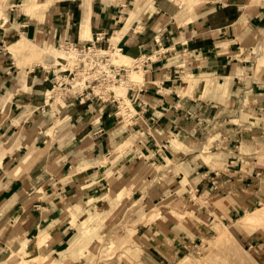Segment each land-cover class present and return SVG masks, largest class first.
Here are the masks:
<instances>
[{
	"label": "crops",
	"instance_id": "0c3cea01",
	"mask_svg": "<svg viewBox=\"0 0 264 264\" xmlns=\"http://www.w3.org/2000/svg\"><path fill=\"white\" fill-rule=\"evenodd\" d=\"M98 32L144 60L140 86L116 97L130 116L119 121L115 101L68 94L61 112L71 119L49 136L58 67L17 64L7 48ZM262 41L264 0H0V260L28 247L55 258L75 238L76 247L72 217L81 224L98 208L82 234L113 214L123 234L164 255L264 204V58L251 62ZM134 120L141 127L129 133ZM200 130L215 136L211 156ZM156 205L180 218L155 215Z\"/></svg>",
	"mask_w": 264,
	"mask_h": 264
},
{
	"label": "rangeland",
	"instance_id": "374dc122",
	"mask_svg": "<svg viewBox=\"0 0 264 264\" xmlns=\"http://www.w3.org/2000/svg\"><path fill=\"white\" fill-rule=\"evenodd\" d=\"M24 38H21L7 50L12 54L13 58L15 59V62L17 64L20 63H30L31 65L35 64H41L45 68H50L55 66L57 63V57L65 58L67 59V62L70 64V68H72L74 61H71V59L64 53H60L58 45H49V46H42L44 49L47 48V52H44L43 50L39 49L40 47L34 44L30 41V43L34 44L35 46L32 51L35 52V56L29 59V55L27 54V50H23L24 48H20V43ZM108 43H111L113 45H116L115 42L112 43L108 41L105 45H99L102 49H105L108 47ZM110 44V46H111ZM253 48V53L255 55L252 59V65L254 63V60H256L257 56H263L264 58V42L262 41L261 44H256ZM30 50V49H29ZM60 53V54H58ZM123 53V52H121ZM13 54L15 55H22L23 61L19 62V59H17ZM40 54V55H38ZM44 54V55H43ZM109 54V53H108ZM25 55V56H24ZM43 55V56H42ZM110 55V54H109ZM42 56V63H40L39 59ZM111 57V55H110ZM52 59V62L50 60ZM120 55H117V63L116 64H131L136 60V58L128 60H120ZM44 59H46L44 61ZM131 60V61H129ZM138 61V60H136ZM137 69L133 72L131 77H128L129 81H132L128 83V86L136 85V83H141L143 81V71L141 68V64L137 63ZM264 67V66H262ZM65 68V67H62ZM58 70L56 69V72ZM76 71V70H74ZM129 73V72H128ZM82 75V74H81ZM73 77V73L66 78V80L70 81ZM75 78L71 80V84H75L80 79L83 78ZM138 77V78H137ZM57 79H59L57 75ZM55 79H53L52 82H50V89L49 92H46L47 100L50 96L54 97V101L51 103V110H49V116L53 118V122L51 123V128L48 129L49 136H52L55 132V129L58 125L65 124L69 122L71 119L70 115H66L64 112H61V110L66 106V102H63L61 95V90L58 86H55L53 91H50L52 88L53 83ZM138 80V82H137ZM123 83V82H122ZM120 82L114 83L113 85L108 86V91H111L114 93V96L116 98L115 92L121 87L125 86L126 83L122 84ZM138 85L140 86V84ZM129 87L126 88V90ZM76 88H73L71 90L64 89L65 93L72 94V92ZM96 92L100 91V89L97 87L93 88ZM108 95V94H107ZM119 98V97H117ZM116 98L115 104L119 106V113L123 116L118 114L116 118L121 121L128 117L127 112L125 111V108L121 105L122 101L118 100ZM96 100L98 102H101L97 99H91L88 101ZM61 104L63 107H60ZM121 108H123L121 110ZM131 108V107H128ZM127 109V108H126ZM124 113V115H123ZM47 114V113H46ZM94 111L92 113V116H94ZM126 114V115H125ZM126 116V117H125ZM98 118V115L93 118V121ZM101 118V117H100ZM132 121V120H131ZM129 121L126 125V129L129 133H134L138 128L141 126H138L135 122ZM36 122V121H34ZM33 122V124H34ZM121 124L124 126V123L121 122ZM37 125V124H36ZM142 133L143 130H140ZM199 137H204L206 135L205 130L198 131ZM212 135H206V140H204L202 143L204 145L203 150L205 153L204 155L211 156L209 154L210 152L214 151L215 149L211 147V144H213L212 141H214L215 136L211 137ZM128 142H124L120 149H126L131 146V142L127 140ZM214 145V144H213ZM163 148L167 149V145L163 144ZM207 151V152H206ZM192 198L194 199V202H198L195 194L192 192ZM107 198V197H106ZM130 204H127L129 206ZM163 205V204H162ZM161 205V206H162ZM158 205L154 207V210L152 213L155 215H161L163 211H167L166 214L169 216H172L173 218H180V214L177 213V211L170 207L165 206L161 208ZM125 207V206H124ZM135 206L131 207L130 210L134 209ZM130 210L127 211V215H130ZM90 211V213H89ZM86 214L88 215L87 218L81 219V224L79 221H77L76 217H72V225L79 231V237H81V244L77 242V246L73 247L71 246L75 240H71L70 242H67L65 245H69L68 249H65L63 252H59L58 254H55L54 256L48 253L47 250L44 251V255L39 254V257L37 259H34L31 257V252L29 247L27 248V252H24L22 250L18 252H10L9 257L8 253L2 255V261L1 264H24L26 262L27 264H264V204L261 206H256L251 209L246 210V212L241 213L239 217L232 220L231 222H224L213 224L212 230L207 232L204 236L193 239L187 243H181L179 244V247L175 253L172 254V252H167V254H160L154 249H147L148 243L145 241V239H137L134 235H132V232L130 230L127 231V233H122L121 228L124 225V221H119L118 219L112 218L115 215L110 214L107 218L103 220H98L90 222V226H93L95 223L97 227L91 229L87 234H82V225H84V222L89 220L90 217H95L96 215L102 214V209H94V211L89 210ZM253 211V212H249ZM248 215V219L251 218L254 219L253 221L246 223V225H243L241 222V219L243 216ZM125 216V215H124ZM185 216H189L185 214ZM242 216V217H241ZM128 217V216H127ZM241 217V218H240ZM115 219V220H114ZM124 220V219H123ZM131 219L128 218V221ZM80 224V225H78ZM220 229H226L229 231L233 236H230L229 242L226 244H221L220 239L217 238V233L220 231ZM77 237V238H79ZM42 245H45V239L42 240ZM38 242V241H37ZM34 241V246H35ZM69 243V244H68ZM70 247V248H69ZM84 247V248H83ZM79 248V249H78ZM39 253V252H36ZM172 254V255H171ZM52 255V256H51ZM165 256V257H163ZM6 257H8L6 259ZM30 259V260H29ZM34 259V260H33ZM6 260V261H5Z\"/></svg>",
	"mask_w": 264,
	"mask_h": 264
},
{
	"label": "built area",
	"instance_id": "2783aa9c",
	"mask_svg": "<svg viewBox=\"0 0 264 264\" xmlns=\"http://www.w3.org/2000/svg\"><path fill=\"white\" fill-rule=\"evenodd\" d=\"M100 42H107V38H105L102 32L96 33L95 38L88 41L87 43L77 44L65 38L57 44L58 46H62L66 51L75 52L76 57L72 68H70V64L67 62V60L61 57L57 58L58 61L55 64V66L58 67V71L56 72L57 74L54 75V81L58 80V75L60 80L59 88L61 90V95L63 96V102H65V97L68 95V93H65L64 89H73L71 80H73L77 75V78H82L83 75V78L81 79L83 81V86L82 88H76L71 95H75L74 99H76L78 102L85 103L87 100L91 99H97L101 102L116 101L114 93L108 91V86L114 83H118L120 79L125 77L131 69L137 68V63L142 64V62H144L143 58L136 59L138 61L134 60V68L124 65H114L110 63V55L106 52H102L103 49L99 46ZM115 47L120 52H122L121 47L117 45L114 47H110V43H108V47L105 49L110 48L114 51ZM72 73L73 77L71 78V80H66V78L69 77ZM95 87H98L100 91L96 92L95 89H93ZM54 88L55 82L52 85L51 91H53ZM49 99H51L52 102L54 101V97L52 96H50ZM58 103L59 102H57V104ZM59 105L60 107H63L61 104ZM117 112L118 105L116 106L115 110L116 114ZM101 116L102 115H99L98 119ZM122 117L123 116H121V118Z\"/></svg>",
	"mask_w": 264,
	"mask_h": 264
},
{
	"label": "bare ground",
	"instance_id": "6f19581e",
	"mask_svg": "<svg viewBox=\"0 0 264 264\" xmlns=\"http://www.w3.org/2000/svg\"><path fill=\"white\" fill-rule=\"evenodd\" d=\"M111 44V43H110ZM34 44H32V43H30V41L29 40H27L26 38H24L22 41H21V43H20V48H24L23 50H27L28 51V55H29V59H31L32 57H34L35 56V52L34 51H32L33 49H35L34 47L35 46H33ZM114 47V46H116V45H113V44H111V46L110 47ZM30 49V50H29ZM39 49H41V50H43L44 52H47L48 50L47 49H42V48H39ZM59 50L61 51L60 53H62V54H66L70 59H71V61H74L75 59H76V57H75V52H70V51H66L62 46H59ZM102 52H106V53H109L110 55H111V57H110V63H112V64H114V65H117V66H121V65H124V66H127V67H132L133 65H134V62H132L131 64H127V65H125V64H116L117 63V55H120V60H128V57H126V56H124V55H122L121 54V52L115 47V49H114V51L113 50H111L110 48L109 49H103L102 50ZM60 53H58V54H60ZM38 55H40V54H38ZM25 56V55H24ZM58 58V57H57ZM260 58V57H259ZM67 60V59H66ZM260 60V59H259ZM129 61H131V60H129ZM114 62H116V63H114ZM135 70H137V69H131L130 71H129V73L125 76V77H123V78H121L120 79V83H122V84H124V83H126V85L125 86H121L116 92H115V94H116V97H126V88L127 87H134V86H139L138 84H136V85H132V86H128V83H130V82H132V81H129L128 80V77H131L132 76V74H133V72L135 71ZM138 78V77H137ZM137 82H138V80H137ZM59 83H60V80L58 79V80H56L55 81V86H58L59 87ZM113 85V84H112ZM82 86H83V81L80 79V81H78L77 83H75V84H73V88H82ZM128 90V89H127ZM123 99V98H122ZM126 100V99H125ZM123 105V104H122ZM124 108V107H123ZM123 108H121V110L123 109ZM126 111V110H125ZM120 112V111H119ZM129 113V112H128ZM128 113H126V114H128ZM125 114V115H126ZM131 114V113H130ZM123 115H124V113H123ZM129 115V114H128ZM130 116V115H129ZM126 117V116H125ZM128 118V117H127ZM126 119V118H125ZM254 219H252L251 220V218H249L248 219V215H246V216H243V218L241 219V222H242V224L243 225H246V223H249V222H251V221H253ZM230 236H233L229 231H227L226 229H220V231L217 233V238H219L220 239V243L221 244H226V243H228L229 242V239H230ZM24 264H27L26 262H24Z\"/></svg>",
	"mask_w": 264,
	"mask_h": 264
}]
</instances>
